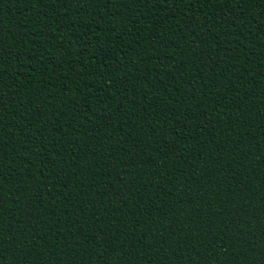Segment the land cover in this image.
Instances as JSON below:
<instances>
[{"label":"trees","instance_id":"16d2710c","mask_svg":"<svg viewBox=\"0 0 264 264\" xmlns=\"http://www.w3.org/2000/svg\"><path fill=\"white\" fill-rule=\"evenodd\" d=\"M0 264H264V0H0Z\"/></svg>","mask_w":264,"mask_h":264}]
</instances>
